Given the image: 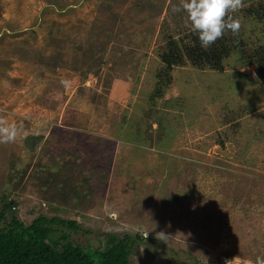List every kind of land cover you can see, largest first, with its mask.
I'll use <instances>...</instances> for the list:
<instances>
[{
  "label": "rangeland",
  "instance_id": "1",
  "mask_svg": "<svg viewBox=\"0 0 264 264\" xmlns=\"http://www.w3.org/2000/svg\"><path fill=\"white\" fill-rule=\"evenodd\" d=\"M262 1L230 13L239 49L216 70L165 68L198 34L179 0H0V118L19 133L0 143V197L25 224L77 221L81 245L141 234L134 264L264 256V79L245 59Z\"/></svg>",
  "mask_w": 264,
  "mask_h": 264
},
{
  "label": "trees",
  "instance_id": "2",
  "mask_svg": "<svg viewBox=\"0 0 264 264\" xmlns=\"http://www.w3.org/2000/svg\"><path fill=\"white\" fill-rule=\"evenodd\" d=\"M246 9L247 15L253 19L264 20V1ZM197 35L191 38L189 46H174L162 56L165 68L180 62L179 58H185L195 66L221 70L222 60L229 56L233 48L239 49L237 42L233 47L226 45L228 36L225 33L208 48L201 46ZM246 50V63L254 65L264 79V43L251 45ZM161 91L162 87L157 88L155 96H162ZM13 206L14 202L8 196L1 195L0 221L3 224L0 225V264H134L129 260L133 244L136 240H144L141 234L132 238L127 233L120 235L110 232L105 234L100 246L81 245L70 240V234L66 231L81 230L82 226L77 221L40 214L25 224L17 217ZM9 213L10 219L7 220ZM57 232H60L58 236ZM176 264L189 263L180 261Z\"/></svg>",
  "mask_w": 264,
  "mask_h": 264
},
{
  "label": "clouds",
  "instance_id": "3",
  "mask_svg": "<svg viewBox=\"0 0 264 264\" xmlns=\"http://www.w3.org/2000/svg\"><path fill=\"white\" fill-rule=\"evenodd\" d=\"M244 7L243 0H179V6L187 13V18L193 32L199 34L201 46L208 48L218 39L222 38L225 31L238 34L241 28V20L234 18V13ZM256 78V73H253ZM18 129L14 123L0 118V143H8L16 140ZM168 235L163 231L156 234V239L168 243ZM237 257L226 260L225 264H235ZM243 264H264V256H257L255 261L244 260Z\"/></svg>",
  "mask_w": 264,
  "mask_h": 264
},
{
  "label": "built area",
  "instance_id": "4",
  "mask_svg": "<svg viewBox=\"0 0 264 264\" xmlns=\"http://www.w3.org/2000/svg\"><path fill=\"white\" fill-rule=\"evenodd\" d=\"M225 262H226V259H223L222 263H224V264H225Z\"/></svg>",
  "mask_w": 264,
  "mask_h": 264
}]
</instances>
